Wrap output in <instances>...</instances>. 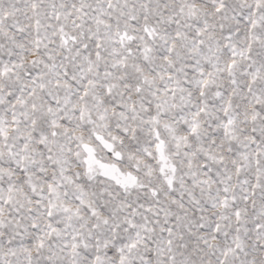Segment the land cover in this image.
Returning a JSON list of instances; mask_svg holds the SVG:
<instances>
[{
	"label": "snow or ice",
	"instance_id": "6c2138e0",
	"mask_svg": "<svg viewBox=\"0 0 264 264\" xmlns=\"http://www.w3.org/2000/svg\"><path fill=\"white\" fill-rule=\"evenodd\" d=\"M0 264H264V0H0Z\"/></svg>",
	"mask_w": 264,
	"mask_h": 264
}]
</instances>
